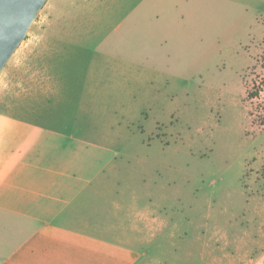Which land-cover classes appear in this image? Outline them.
Wrapping results in <instances>:
<instances>
[{"label":"rangeland","instance_id":"1","mask_svg":"<svg viewBox=\"0 0 264 264\" xmlns=\"http://www.w3.org/2000/svg\"><path fill=\"white\" fill-rule=\"evenodd\" d=\"M138 2L93 21L86 0H46L0 73V112L109 148L107 168L144 175L171 216L178 264H219L264 139V0Z\"/></svg>","mask_w":264,"mask_h":264},{"label":"crops","instance_id":"2","mask_svg":"<svg viewBox=\"0 0 264 264\" xmlns=\"http://www.w3.org/2000/svg\"><path fill=\"white\" fill-rule=\"evenodd\" d=\"M107 2L113 7L99 10L105 0H86L93 21L124 9L118 0ZM66 16L83 19L77 10ZM68 29L66 36H82L80 27L79 36ZM109 150L0 112V264H178L171 216L145 189L144 175L130 182L134 173L107 168ZM251 156L259 167L251 173L254 188L242 207L233 251L224 233L219 264H264V139ZM216 262L210 258L207 264Z\"/></svg>","mask_w":264,"mask_h":264},{"label":"water","instance_id":"3","mask_svg":"<svg viewBox=\"0 0 264 264\" xmlns=\"http://www.w3.org/2000/svg\"><path fill=\"white\" fill-rule=\"evenodd\" d=\"M46 0H0V73Z\"/></svg>","mask_w":264,"mask_h":264}]
</instances>
